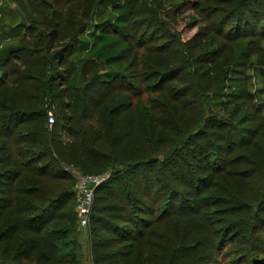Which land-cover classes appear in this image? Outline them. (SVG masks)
<instances>
[{
    "label": "trees",
    "instance_id": "1",
    "mask_svg": "<svg viewBox=\"0 0 264 264\" xmlns=\"http://www.w3.org/2000/svg\"><path fill=\"white\" fill-rule=\"evenodd\" d=\"M15 1L37 24L29 27L35 42L16 44L0 28V70H5L0 83L14 82L16 73L22 80L39 76L42 83L35 86L39 103L33 110L0 100V264H60L56 247L74 251L68 253V264H82L75 253L80 222L72 169L107 175L95 188L89 217L98 236L94 264H132L133 257L134 264H222L231 242L239 244L238 264H264V193L256 207L246 200L228 205L226 199L206 194L196 171L203 169L208 179L229 174L220 165L223 160L235 147L255 141L256 156L241 155L237 162L244 169L237 173L246 177L264 172L262 110L251 103L245 86L227 82L226 75L218 85L220 76L213 74L224 50L205 49L193 56L196 77L187 72L192 63L185 57L170 59L164 70L148 64L142 71L158 82L144 87L142 65L129 43L133 9L128 0L110 1L117 17L106 28L89 30L70 24L61 11L36 19L26 0ZM184 3L206 11L200 12L205 14V40L233 37L241 58L254 48L255 39L243 32V24L250 13L259 23L264 0H182L169 9L179 14ZM229 23L237 27V35L226 31ZM22 53L31 59L42 54L46 69L30 59L28 66L23 64L32 74L21 66L13 69L11 63L21 61ZM90 63H99L100 70L94 71ZM185 73L188 83L182 82ZM25 87L34 90L30 84ZM114 90L123 96L99 109V95ZM146 94L151 95L148 101L165 108H141L137 98ZM169 101L175 104L173 110L166 108ZM149 110H156V117L151 119ZM168 134L173 138L169 147ZM231 158L230 164L235 162ZM186 184L187 192L190 187L196 192L187 199L178 190ZM203 199L223 204L215 219H204L196 211L195 203ZM217 254L220 258L211 260ZM142 257L145 261L139 263Z\"/></svg>",
    "mask_w": 264,
    "mask_h": 264
},
{
    "label": "rangeland",
    "instance_id": "2",
    "mask_svg": "<svg viewBox=\"0 0 264 264\" xmlns=\"http://www.w3.org/2000/svg\"><path fill=\"white\" fill-rule=\"evenodd\" d=\"M110 1L112 0H26V5L28 10L33 12L36 16L35 18H41L44 16L47 18L53 17L60 11L64 15L65 19L69 20L70 24H77L76 26L86 25V29H97V26H102L104 28L108 27L110 21H113L117 17V11L114 7L110 6ZM117 1V0H116ZM125 1V0H123ZM133 12L130 16V23L133 26V35L131 41L129 42L132 46V51L135 55L136 61L140 62L142 65L140 68V79L144 87L149 83H157L158 80L156 77L149 78L148 71L143 72L142 70H147L148 64H154V66H164L162 70L165 69L168 61L170 59L179 61L180 58L185 57L189 63H192L189 66L187 72L192 71V66H194L193 56H196L199 52H204L205 49H216L219 48L224 50L223 59L215 62L218 68L213 71V74H219L220 81L222 77L226 75L227 82L231 81L234 86L242 85L246 87V90L251 96V103L256 107H259L264 115V16L257 23V18L254 13H250L249 18L246 20L249 24H246V21L243 24V32L251 35L250 37L255 39V46L250 50L249 54L246 57H239L238 52H240V44H237V40L232 37V39L225 40L221 38H214L211 40H205L202 37L203 31L206 29V22L204 20V12H199L192 8L190 3L182 4L185 8L179 13L174 14L170 11V7L179 4L182 0H128ZM50 6V8L48 7ZM117 6V5H115ZM16 8L19 9L17 2L15 0H0V28L4 30V34L8 35L9 40L16 41V44L25 42L23 46H29L28 43L35 42V39L32 38L33 34L29 33V27L35 24V21L32 18H27V24H20V16L16 11ZM250 12H253L251 10ZM32 19V20H31ZM54 19V18H53ZM76 22V23H75ZM83 23V24H82ZM218 23V21H217ZM248 25V26H246ZM236 26L229 23L226 26V31H232L234 35H237ZM229 32V33H230ZM212 36V35H211ZM210 36V37H211ZM8 40V41H9ZM63 41L61 42V44ZM59 45V44H58ZM61 45H59L60 47ZM163 49L165 51L163 52ZM23 54V59L21 61H14L11 63V67L14 69L16 66H21V70L31 73L29 67L24 68L23 62H26L28 66V59L31 61H36V67L44 71L47 67L46 61L38 54L37 58L31 59L27 57L25 53ZM237 56H234V55ZM40 55V56H39ZM171 58H168V57ZM191 56V58H189ZM87 65V64H86ZM91 67L94 68V71L100 70V64L90 63ZM89 67V69H91ZM234 69H236L234 71ZM3 70V71H2ZM0 70V76L3 75L4 69ZM19 71V70H17ZM93 71V73H94ZM20 72V71H19ZM22 73V72H20ZM161 74V73H160ZM212 76V73L210 72ZM196 77L198 74H193L191 72V77ZM185 79H182L183 83L190 82V75L185 73ZM235 77V78H231ZM183 78V77H182ZM21 79L20 75L16 73L14 76V82L0 83V100L4 103L8 102L10 105H16L17 108L21 110H33L35 105L39 103L38 98V86L42 83L39 80V76L35 80L31 79ZM5 80V79H4ZM157 80V81H156ZM32 85L34 88H26V85ZM204 87L205 85L202 84ZM194 87V84L192 85ZM11 87H17L18 90L10 89ZM6 88V89H5ZM197 95L204 97V95L199 94L195 90ZM155 95L156 98H159V94ZM118 96H123L118 91H112L111 94H101L99 95V100L102 105L99 106L102 109L108 108ZM149 94H146L145 97L137 98L141 102V108H151L156 107L157 110L161 111L165 107L159 105L158 101L150 102L148 101ZM166 108H171L172 110L175 107L171 101L168 102ZM25 104V106H24ZM232 104V103H231ZM228 105V108L231 106ZM239 104V101H233V105L236 106ZM27 106V107H26ZM245 108H247L245 106ZM38 115L37 112H35ZM156 110H149V115L151 119L156 117ZM178 115L174 114V124ZM39 120V119H38ZM176 128V126H174ZM259 139V138H258ZM258 142V140H256ZM255 141L251 144L243 145V147H235L234 150L228 155L227 160H223L220 164L222 168L227 169L230 173L218 177H210L211 179L206 178L207 172H204L203 169L199 170L201 175V180L199 181L200 185H205L207 193L210 196L217 197L220 199H226L229 201L227 204H231L234 201L246 200L251 202L255 207L258 206L262 194L264 193V172H258L255 174L247 175L246 177L239 175L237 171L244 169L243 164L237 162L238 158L241 155L256 156L254 153ZM173 144V138L168 134L167 145ZM260 142L257 144L259 145ZM261 146V145H260ZM258 149L255 151L257 152ZM231 157H233V162ZM264 160V159H263ZM192 177V176H191ZM193 179V177H192ZM192 181V180H191ZM208 183H212L208 189ZM188 190V184L179 186L178 190L184 195V198H188L191 194L195 195L194 190ZM199 200L195 203V209L198 214L203 215L204 219L213 220L219 215L218 209L221 207V202H206ZM226 205V204H225ZM80 222V218H79ZM264 232V226L261 228ZM161 231V229H159ZM79 241V247L76 248L75 253L77 257L81 260L82 264H94L95 260V247H93V242L98 238L97 231L94 233L91 230L90 224L82 226L80 223L77 225ZM232 238H228V241H231ZM239 244L231 242L226 248L227 253L224 252L226 261H223L222 264H238V261L241 256V251L239 252ZM152 246L149 248L151 249ZM155 248V247H154ZM137 249V247H136ZM134 249V250H136ZM156 249V248H155ZM148 250V248H146ZM145 251V250H144ZM73 252L70 248H61L56 247L55 258L61 259L60 264H68L69 255L68 253ZM218 256H212L211 260L215 259ZM220 258V255L218 256ZM139 263H144V257L139 258ZM136 258L132 259V264H134Z\"/></svg>",
    "mask_w": 264,
    "mask_h": 264
},
{
    "label": "built area",
    "instance_id": "3",
    "mask_svg": "<svg viewBox=\"0 0 264 264\" xmlns=\"http://www.w3.org/2000/svg\"><path fill=\"white\" fill-rule=\"evenodd\" d=\"M54 122L53 112L49 110L48 124L51 126ZM76 176L75 198L76 209L80 224L86 226L89 222L91 207L94 198V191L106 178V174H83L72 169Z\"/></svg>",
    "mask_w": 264,
    "mask_h": 264
},
{
    "label": "water",
    "instance_id": "4",
    "mask_svg": "<svg viewBox=\"0 0 264 264\" xmlns=\"http://www.w3.org/2000/svg\"><path fill=\"white\" fill-rule=\"evenodd\" d=\"M16 11L20 16V24L26 25L28 21L26 16L23 14V12L20 9L16 8Z\"/></svg>",
    "mask_w": 264,
    "mask_h": 264
}]
</instances>
